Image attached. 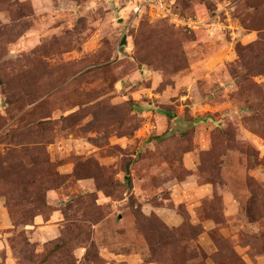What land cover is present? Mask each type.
I'll return each mask as SVG.
<instances>
[{
	"label": "rangeland",
	"instance_id": "1",
	"mask_svg": "<svg viewBox=\"0 0 264 264\" xmlns=\"http://www.w3.org/2000/svg\"><path fill=\"white\" fill-rule=\"evenodd\" d=\"M168 1L0 0V264H264V0Z\"/></svg>",
	"mask_w": 264,
	"mask_h": 264
},
{
	"label": "built area",
	"instance_id": "2",
	"mask_svg": "<svg viewBox=\"0 0 264 264\" xmlns=\"http://www.w3.org/2000/svg\"><path fill=\"white\" fill-rule=\"evenodd\" d=\"M121 2L136 19L147 15L152 20L166 19L176 27L196 28L197 23L175 12L168 0H121Z\"/></svg>",
	"mask_w": 264,
	"mask_h": 264
},
{
	"label": "water",
	"instance_id": "3",
	"mask_svg": "<svg viewBox=\"0 0 264 264\" xmlns=\"http://www.w3.org/2000/svg\"><path fill=\"white\" fill-rule=\"evenodd\" d=\"M119 21L122 22L123 21V18L122 17L119 18ZM125 44H126V37L124 36L121 39L120 46L125 45ZM173 122L174 123H178L180 128H184L185 127V124H186V122L183 121L181 118H174L173 119Z\"/></svg>",
	"mask_w": 264,
	"mask_h": 264
},
{
	"label": "trees",
	"instance_id": "4",
	"mask_svg": "<svg viewBox=\"0 0 264 264\" xmlns=\"http://www.w3.org/2000/svg\"><path fill=\"white\" fill-rule=\"evenodd\" d=\"M163 113L168 117V118H174V115H172L168 110H165V111H163Z\"/></svg>",
	"mask_w": 264,
	"mask_h": 264
},
{
	"label": "bare ground",
	"instance_id": "5",
	"mask_svg": "<svg viewBox=\"0 0 264 264\" xmlns=\"http://www.w3.org/2000/svg\"><path fill=\"white\" fill-rule=\"evenodd\" d=\"M123 18V17H122Z\"/></svg>",
	"mask_w": 264,
	"mask_h": 264
}]
</instances>
